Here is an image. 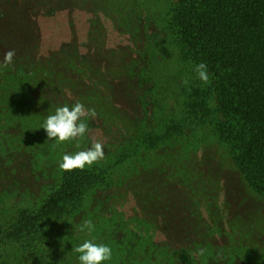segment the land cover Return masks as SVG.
Masks as SVG:
<instances>
[{
    "label": "trees",
    "instance_id": "trees-1",
    "mask_svg": "<svg viewBox=\"0 0 264 264\" xmlns=\"http://www.w3.org/2000/svg\"><path fill=\"white\" fill-rule=\"evenodd\" d=\"M60 13L68 36L44 45L40 19ZM106 23L121 42L108 45ZM9 49L0 264H79L85 240L111 247L103 264H264L223 176L264 201V0H0V61ZM170 56L184 74L176 92ZM77 101L96 113L86 135L48 140L46 116ZM93 142L103 160L60 171L63 154ZM87 219L92 232L79 230Z\"/></svg>",
    "mask_w": 264,
    "mask_h": 264
},
{
    "label": "clouds",
    "instance_id": "clouds-1",
    "mask_svg": "<svg viewBox=\"0 0 264 264\" xmlns=\"http://www.w3.org/2000/svg\"><path fill=\"white\" fill-rule=\"evenodd\" d=\"M15 56V49H9L4 52L0 67H10ZM194 70L197 78L203 84L206 85L210 82L208 66L205 63L196 64ZM95 116L94 109H86L83 103L77 101L71 106L65 104L56 107L53 113L46 116L39 128L44 129L48 140L60 145L65 142L82 139L88 132V124L82 118H95ZM77 147H79V143H77ZM104 155L103 144L93 142L85 150L77 151L73 154H63L58 168L61 172H71L76 169L84 170L86 166L91 167L93 164L103 160ZM79 230L92 232L94 224L90 219H87L79 226ZM72 250L78 254L79 264H103V262L110 260L112 257L111 247L103 243H94L90 240H85Z\"/></svg>",
    "mask_w": 264,
    "mask_h": 264
},
{
    "label": "rangeland",
    "instance_id": "rangeland-1",
    "mask_svg": "<svg viewBox=\"0 0 264 264\" xmlns=\"http://www.w3.org/2000/svg\"><path fill=\"white\" fill-rule=\"evenodd\" d=\"M74 17L75 18L73 22L75 24L79 38H81L84 36L86 31L89 14L80 11L77 12ZM66 21L65 14L62 13L53 18L40 19L41 28L43 29L45 38L44 45H52L57 42L61 32L62 38H66L68 36ZM106 27H108V45L112 46L122 41L121 37L116 36L115 31L109 23H106ZM167 67L172 75V82L173 84L175 83L174 91L176 92L180 86V80H182L184 77L183 68L177 67L175 56H170L167 59ZM172 98L175 102V97L173 96ZM228 165L231 166L229 163ZM225 171L226 173L223 174L224 178L229 182L230 186L240 194H234V198H236L239 203L235 201L236 203L228 208V212L233 217L241 218L244 222L246 221V223L254 225L253 227L256 228L257 231L256 240H258L260 245L264 247V201L258 196L251 194L239 182L236 175L233 174L234 171H231V169ZM242 235L243 234H241V236Z\"/></svg>",
    "mask_w": 264,
    "mask_h": 264
}]
</instances>
